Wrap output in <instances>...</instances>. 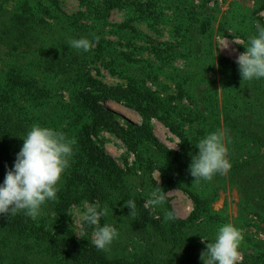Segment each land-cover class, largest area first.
Returning a JSON list of instances; mask_svg holds the SVG:
<instances>
[{"label":"trees","instance_id":"trees-1","mask_svg":"<svg viewBox=\"0 0 264 264\" xmlns=\"http://www.w3.org/2000/svg\"><path fill=\"white\" fill-rule=\"evenodd\" d=\"M76 1L79 9L68 14L60 0H0V186L32 125L76 140L69 167L58 182L56 199L46 201L36 219L23 210L15 215L0 214V264H202L201 253L206 243L215 241L220 218L211 211L207 198L172 180L152 156L155 153L179 165H191L198 149L177 119L191 125L218 118L222 114L216 100L211 96L197 106L189 84L177 83L178 99L188 100V104L175 105L172 97L160 94V86L155 91L145 87L132 71L135 59L119 52L122 42L130 49L142 40L141 31L131 21L138 25L159 21L162 12L157 4L165 1ZM121 8L130 18L114 26L111 32L115 35L106 33L110 13ZM80 38L93 43L89 51L70 47V40ZM162 53L147 60L152 62ZM179 55L185 56L184 51ZM216 66L236 99L222 121L224 130L231 133L226 144L241 147L259 141L264 146V78L243 80L238 64L221 55L216 56ZM101 69L124 78V83H103ZM109 101L135 111L141 123L120 124L104 108ZM151 119L178 138V150L155 138ZM256 120L260 127L254 126ZM99 131L113 135L133 155L130 166L121 168L97 145ZM248 165L235 164L229 170L230 182L240 193V212L258 207L252 191L264 187V173L259 175ZM155 168L160 171V183L152 177ZM156 187L164 193L178 188L191 202L189 215L177 218L167 197L162 205L146 206ZM129 198L136 204L135 215L124 207ZM83 202L107 207L100 226L106 223L118 231L108 251L94 246V226L84 222L80 237L69 226L68 210ZM166 211L174 217L167 222ZM236 264L256 263L244 259Z\"/></svg>","mask_w":264,"mask_h":264},{"label":"rangeland","instance_id":"rangeland-1","mask_svg":"<svg viewBox=\"0 0 264 264\" xmlns=\"http://www.w3.org/2000/svg\"><path fill=\"white\" fill-rule=\"evenodd\" d=\"M162 1L166 3L157 4V8L160 7L158 11L162 12L159 21L152 20L139 25L131 21L130 24L141 31L142 40L136 41L130 49L122 42L119 52L129 53L130 57L135 59V62H132V71L139 74L145 87L155 91L156 87L160 86L162 89L159 91L160 94L172 97L175 105L188 104V100L178 99L177 83L189 84L188 88L189 86L192 88L194 103L197 106L205 104L207 98L211 96L216 100L219 112L222 114L218 118H207L200 124L191 125L177 119L180 128L190 136L196 147V143L209 133L217 130L225 131L222 123L224 115L230 113L231 105L236 102L233 90L228 89L221 81L217 71L216 56L221 55L236 62L238 56L249 46V38L258 34L257 24L264 27V0ZM60 2L63 10L68 14L75 13L79 9L76 0H60ZM128 18L130 14L125 8L113 10L104 25L105 32L114 34L111 32L115 29L114 26L127 22ZM108 38L116 40L113 35H108ZM162 50L167 52L162 53ZM182 51L185 56L179 55ZM120 53L117 54L121 57ZM161 53L162 57H157L152 62L147 60L153 58L152 55L159 56ZM163 56L168 58L165 59ZM152 63L154 66L150 65ZM99 79L108 85H122L125 81L124 78L110 75L105 69H101ZM103 105L122 125L129 122L141 123V118L135 111L119 103L109 101ZM150 123L155 138L162 145L178 150L179 140L174 134L156 119H151ZM254 123L255 127H260L259 120ZM226 133L225 139L231 134L229 130ZM257 134H263V131H258ZM96 142L121 168L132 164L133 155L113 135L99 131ZM224 143L228 148L226 158L231 166L246 162L249 164L248 167L263 175L264 146L259 141L246 142L241 147L232 146L231 142L226 144V140ZM152 157L172 180L209 200L211 211L220 218V226L232 224L242 230L243 239L238 248L240 259L237 262L249 259L256 264H264V214L261 216L263 218L257 216L258 213L264 212V187H257L252 191L253 203L258 207L240 212L242 210L240 193L237 186L230 182L229 171L223 175L214 174L210 181L200 178L195 181L189 172L190 165H179L155 153ZM152 177L160 183L158 169L153 170ZM165 197L169 199L171 209L177 218L185 219L191 212L190 200L178 188L167 191ZM84 206L85 202L68 210V224L77 237L82 235L84 223L77 212L83 211ZM91 239L93 241V233Z\"/></svg>","mask_w":264,"mask_h":264},{"label":"clouds","instance_id":"clouds-1","mask_svg":"<svg viewBox=\"0 0 264 264\" xmlns=\"http://www.w3.org/2000/svg\"><path fill=\"white\" fill-rule=\"evenodd\" d=\"M257 32V35L249 38V46L236 60L243 80L264 78V27L257 24ZM95 40L98 41L99 37H95ZM68 43L70 47L85 52L93 46L86 38L72 39ZM226 135V131L217 130L196 143L198 151L189 166L190 175L195 181L197 178L210 181L214 174L223 175L231 169L226 158ZM75 144V138L69 139L62 132L38 124L32 125L23 139L13 168L6 172L3 185L0 186V214L15 215L23 210L26 216L36 219L41 206L48 200L56 199L58 182L69 167ZM164 202V191L156 187L149 193L146 206H159ZM124 207L130 210L129 214H136L134 200L129 198ZM107 214L106 206L101 208L99 204L87 202L84 210L77 212L82 222L94 226L92 242L100 251H108L118 237L115 227L106 223L100 226V220ZM173 218V213H164L166 222ZM242 239V230L232 224L220 226L215 241L206 243V250L201 253L202 264H236L240 259L238 248Z\"/></svg>","mask_w":264,"mask_h":264}]
</instances>
